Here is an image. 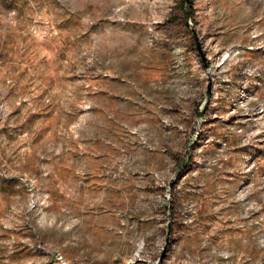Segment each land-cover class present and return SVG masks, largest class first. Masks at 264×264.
Listing matches in <instances>:
<instances>
[{"label":"rangeland","instance_id":"374dc122","mask_svg":"<svg viewBox=\"0 0 264 264\" xmlns=\"http://www.w3.org/2000/svg\"><path fill=\"white\" fill-rule=\"evenodd\" d=\"M0 264H264V0H0Z\"/></svg>","mask_w":264,"mask_h":264}]
</instances>
